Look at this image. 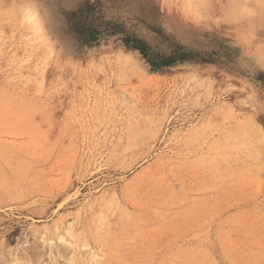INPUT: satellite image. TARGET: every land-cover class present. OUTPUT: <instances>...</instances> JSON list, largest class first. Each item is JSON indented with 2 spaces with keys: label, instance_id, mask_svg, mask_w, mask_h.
Instances as JSON below:
<instances>
[{
  "label": "rangeland",
  "instance_id": "obj_1",
  "mask_svg": "<svg viewBox=\"0 0 264 264\" xmlns=\"http://www.w3.org/2000/svg\"><path fill=\"white\" fill-rule=\"evenodd\" d=\"M236 1L186 0L193 28L185 0H0V264H264V20Z\"/></svg>",
  "mask_w": 264,
  "mask_h": 264
},
{
  "label": "bare ground",
  "instance_id": "obj_2",
  "mask_svg": "<svg viewBox=\"0 0 264 264\" xmlns=\"http://www.w3.org/2000/svg\"><path fill=\"white\" fill-rule=\"evenodd\" d=\"M232 5V7H231V9L233 10V15L235 16V15H237L238 17H240V16H242L243 14H245V13H252V11H259V15H260V17L261 18H263V20H264V0H240V2H235L234 4L231 2L230 3V6ZM256 16V15H255ZM34 24V23H33ZM35 25V24H34ZM20 26H22V25H20ZM37 26V25H36ZM29 28V27H28ZM39 30V29H38ZM2 33V32H1ZM41 34H43L42 32H41ZM2 35V34H1ZM22 38V37H21ZM20 38V39H21ZM29 38V37H28ZM34 38V37H33ZM40 38V37H39ZM38 38V39H39ZM43 38V37H42ZM26 39V38H25ZM30 39H32V38H30ZM29 39V40H30ZM42 40V39H41ZM38 41V40H37ZM49 41V40H48ZM28 42V41H27ZM26 42V44H28ZM23 44H25V43H23ZM25 44V45H26ZM32 44H34V43H32ZM43 45V44H42ZM41 45V46H42ZM34 46V45H33ZM29 47V46H28ZM31 47V46H30ZM34 48V47H33ZM40 48V47H39ZM33 50V49H32ZM48 50V49H47ZM34 52V51H33ZM52 52V51H51ZM34 53H36V52H34ZM33 56H34V54H33ZM36 56V55H35ZM38 56V55H37ZM39 57V56H38ZM122 57V56H121ZM126 57V56H125ZM129 58V57H128ZM126 59H127V57H126ZM132 59V58H131ZM33 60V59H32ZM36 60H37V58H36ZM49 60V59H48ZM123 60V59H122ZM35 61V60H34ZM40 61V60H39ZM43 61H45V60H43ZM50 61V60H49ZM129 61H130V59H129ZM30 62V61H29ZM125 62V61H124ZM27 63V62H26ZM31 63V62H30ZM36 63V62H35ZM39 64V63H38ZM124 64H126V63H124ZM36 65V64H35ZM50 65V64H49ZM41 67V66H40ZM33 68H35V67H33ZM37 68V67H36ZM42 68H43V66H42ZM41 68V69H42ZM27 71H29V70H27ZM32 71V70H31ZM28 73V72H27ZM32 73V72H31ZM34 73V72H33ZM36 73V72H35ZM40 73H42V72H40ZM33 75V74H32ZM26 76H28V75H26ZM41 77V76H40ZM131 149H133V148H130V150ZM125 150V149H124ZM126 151V150H125ZM100 225V224H99ZM100 232V231H99ZM98 232V233H99ZM97 233V232H96ZM24 259V258H23ZM25 264V263H24Z\"/></svg>",
  "mask_w": 264,
  "mask_h": 264
},
{
  "label": "clouds",
  "instance_id": "obj_3",
  "mask_svg": "<svg viewBox=\"0 0 264 264\" xmlns=\"http://www.w3.org/2000/svg\"><path fill=\"white\" fill-rule=\"evenodd\" d=\"M183 15H184V18H185V22L190 24L193 28H196V27H199L200 24L203 22V18L196 14L194 15L190 9V6L189 4L186 2L185 0V3L183 4ZM264 70V69H262Z\"/></svg>",
  "mask_w": 264,
  "mask_h": 264
},
{
  "label": "crops",
  "instance_id": "obj_4",
  "mask_svg": "<svg viewBox=\"0 0 264 264\" xmlns=\"http://www.w3.org/2000/svg\"><path fill=\"white\" fill-rule=\"evenodd\" d=\"M0 259H9L7 256H0Z\"/></svg>",
  "mask_w": 264,
  "mask_h": 264
}]
</instances>
